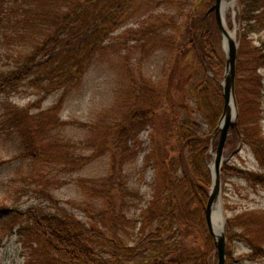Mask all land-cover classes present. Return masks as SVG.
Wrapping results in <instances>:
<instances>
[{
  "label": "rangeland",
  "instance_id": "rangeland-1",
  "mask_svg": "<svg viewBox=\"0 0 264 264\" xmlns=\"http://www.w3.org/2000/svg\"><path fill=\"white\" fill-rule=\"evenodd\" d=\"M145 1L132 6V13H125V21L93 56L82 82L71 91L55 92L38 103V91L32 83H26L18 91L0 97V264H41L42 257L39 252L33 253L32 242L15 233L17 228L11 230L15 218L10 215H14L12 210L26 211L35 206L54 210L52 198L99 229L105 243L111 244L116 238L126 244L135 243L140 228V223L133 228L135 220L154 195L158 196L162 180L160 162L167 147L158 152L156 141L162 145L166 141L169 146L176 141L165 139L163 133L165 112L170 113L166 109L168 91L177 92L176 100L181 102V89L190 87L186 76L192 71V57L182 56L189 42L184 37V14L192 12L198 0ZM15 17L12 22L21 18ZM240 17L241 7L236 0L227 14V24L236 33L241 48L244 32ZM12 22L0 31L2 70L13 67L20 60L19 53H26V47L38 36L37 29H22ZM249 36L258 45L264 32ZM220 37L223 50L221 33ZM216 70L221 73L222 84L225 53L224 66ZM259 76L261 96L254 98L243 90L237 93L238 87L246 88L248 83L243 73L237 74L240 83L236 82V94L237 102L239 95L243 104L258 100L261 113L254 117L249 105L246 120L255 129L257 124H253L258 121L264 142V68ZM144 94L153 96L156 126L142 132L133 143V151L123 154L116 142L118 125L142 102ZM12 105L26 109L28 114L11 120ZM192 108L197 111L195 120L201 123L195 101ZM240 122L239 116V131ZM207 130V126L202 129ZM219 138L220 133L213 151L210 148L207 153L211 185L210 168ZM225 160L222 196L227 217L226 264H264V183L259 181L264 175V152L244 142L241 132H232ZM215 261L217 264V255Z\"/></svg>",
  "mask_w": 264,
  "mask_h": 264
},
{
  "label": "trees",
  "instance_id": "trees-1",
  "mask_svg": "<svg viewBox=\"0 0 264 264\" xmlns=\"http://www.w3.org/2000/svg\"><path fill=\"white\" fill-rule=\"evenodd\" d=\"M144 2L0 0L1 32L7 29L3 25L17 15L20 20L11 24L37 29L38 33L35 41L26 45L28 51L19 53L20 60L13 67L0 69V97L18 91L26 83H32L38 91V103L55 92L71 91L82 82L93 56L106 46L111 34L125 21V13H132V6ZM213 3L214 0H198L193 11L184 14L187 20L184 37L189 42L182 56L192 57V71L186 76L190 87L181 89V102L176 100L177 92L168 91L166 109L170 113L165 112L163 133L165 139L176 141L173 146L156 141L158 152L167 147L160 162L162 180L158 196L154 195L135 220L133 228L140 223L135 243L126 244L120 238L111 244L105 243L99 229L83 222L52 198L54 210L35 206L26 211L12 210L14 215H10L15 218L14 224H10L11 230L14 232L17 228L15 233L32 242L33 253L39 252L42 257L41 264H216L215 242L205 215L211 186L207 153L224 109L221 73L216 70L224 66V51L217 21L213 14L207 15ZM239 3L244 35L237 74H245L244 81L248 83L246 88L238 87L237 93L247 91L255 98L263 92L259 70L264 68V39L261 37L255 45L249 35L264 32V0H239ZM141 99L118 125L116 142L123 154L133 151V143L142 132L156 126L153 96L144 94ZM192 101L202 115L201 123L194 118L197 111L192 108ZM238 104L243 141L264 152L258 121L254 118L255 129L246 120L249 105L254 117L261 113L258 100L243 104L238 95ZM12 110L13 121L28 114L16 105H12ZM37 118L43 120V117ZM205 126L208 130L203 132ZM261 176L263 179L259 181L264 183V175ZM108 245L111 246L107 250Z\"/></svg>",
  "mask_w": 264,
  "mask_h": 264
},
{
  "label": "water",
  "instance_id": "water-1",
  "mask_svg": "<svg viewBox=\"0 0 264 264\" xmlns=\"http://www.w3.org/2000/svg\"><path fill=\"white\" fill-rule=\"evenodd\" d=\"M236 0L230 4L226 0H216L207 15L215 13V18L222 35L223 50L225 53V73L221 84L224 97V109L219 125L213 136L211 152L213 151L216 136L220 133V138L215 159L211 166L212 185L206 205V221L209 231L214 238L215 254L217 264L227 262V217L224 209L222 196V168L225 164V149L232 132L239 133L240 111L237 102L236 82H237V62L240 45L236 38L231 36L232 31L225 20L227 8L234 7ZM235 33V32H234Z\"/></svg>",
  "mask_w": 264,
  "mask_h": 264
},
{
  "label": "bare ground",
  "instance_id": "bare-ground-1",
  "mask_svg": "<svg viewBox=\"0 0 264 264\" xmlns=\"http://www.w3.org/2000/svg\"><path fill=\"white\" fill-rule=\"evenodd\" d=\"M230 8H231V7L227 8V10H226V12H225V20H226V23H227V14H228ZM231 36H232L233 38H236V33H231Z\"/></svg>",
  "mask_w": 264,
  "mask_h": 264
},
{
  "label": "flooded vegetation",
  "instance_id": "flooded-vegetation-1",
  "mask_svg": "<svg viewBox=\"0 0 264 264\" xmlns=\"http://www.w3.org/2000/svg\"><path fill=\"white\" fill-rule=\"evenodd\" d=\"M212 146V145H211Z\"/></svg>",
  "mask_w": 264,
  "mask_h": 264
}]
</instances>
